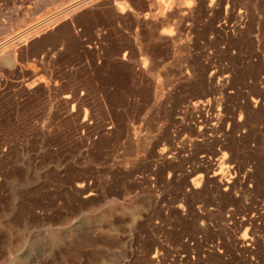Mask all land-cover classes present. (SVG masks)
Returning <instances> with one entry per match:
<instances>
[{"label": "rangeland", "instance_id": "obj_1", "mask_svg": "<svg viewBox=\"0 0 264 264\" xmlns=\"http://www.w3.org/2000/svg\"><path fill=\"white\" fill-rule=\"evenodd\" d=\"M152 263L264 264V0H0V264Z\"/></svg>", "mask_w": 264, "mask_h": 264}, {"label": "bare ground", "instance_id": "obj_2", "mask_svg": "<svg viewBox=\"0 0 264 264\" xmlns=\"http://www.w3.org/2000/svg\"><path fill=\"white\" fill-rule=\"evenodd\" d=\"M198 102H199V101H198ZM198 102H197V103H198ZM209 102H210V101H209ZM192 103H193V102H192ZM193 104H194L196 107H198L199 104H203V103H202V102H199V104H196V103H193ZM194 105H193V106H194ZM222 169H223V168H222ZM222 172H223V171H222ZM223 176H224V175H223ZM201 178H202V177H201ZM201 178L198 176L197 180L195 179V180H196V182H195L196 185L198 184L199 181H201ZM199 184H200V183H199ZM199 184H198V185H199ZM193 186H194V185H193ZM227 186H228V185H227ZM246 229H247V228H246ZM246 233H247V231H246ZM251 239H252V238H251ZM248 246H249V245H248ZM151 261H152V260H151ZM152 262H154V261H152ZM152 264H153V263H152Z\"/></svg>", "mask_w": 264, "mask_h": 264}]
</instances>
